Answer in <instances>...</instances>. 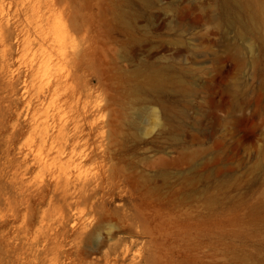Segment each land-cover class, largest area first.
<instances>
[{
    "label": "rangeland",
    "instance_id": "1",
    "mask_svg": "<svg viewBox=\"0 0 264 264\" xmlns=\"http://www.w3.org/2000/svg\"><path fill=\"white\" fill-rule=\"evenodd\" d=\"M247 18L232 0H0V264L49 208L31 147L47 110L29 65L40 30L68 73L46 107L73 93L69 114L110 123L97 206L55 202L41 228L70 252L56 264H106L114 248L120 264H264V26L230 29Z\"/></svg>",
    "mask_w": 264,
    "mask_h": 264
},
{
    "label": "bare ground",
    "instance_id": "2",
    "mask_svg": "<svg viewBox=\"0 0 264 264\" xmlns=\"http://www.w3.org/2000/svg\"><path fill=\"white\" fill-rule=\"evenodd\" d=\"M232 2L236 9L244 12L248 17L246 23L240 22L241 27L235 23V27L230 28L235 31L236 35L244 36L246 33L256 35L259 29H263L264 25L258 22V15L262 16L264 20V0H232ZM207 20H213L211 15L209 18L207 15ZM40 31L42 32L38 34L40 35L39 39L35 40L37 44L33 46L30 44V48H26L31 54L29 63L31 75L35 77L34 80H37L34 85L38 89L39 106L47 109L44 120L37 123L34 128L35 135L31 144L33 161L36 167L42 171L41 183H44L47 179L43 186L40 185L36 188L35 195L40 200L47 201L49 208L57 207L58 203L55 202H60L69 207L78 203L97 206V203H94V197L99 191L103 190V175L106 169L102 162L105 161V152L110 142V136L105 137L104 133L110 129V123L109 121L100 120L99 117L90 120L86 116H81L78 111L69 114L63 108V105H68L70 108L74 106L75 96L73 93L65 94V102L53 105L52 111H50L49 105L51 102L48 101L47 105L49 106L46 107L49 95L56 94L62 87L67 85L68 73L60 72L58 69H55L54 72L53 65L50 66L53 60L48 51L51 45H47V43L55 42V36L57 35L51 33L53 37L44 30ZM33 38L36 39L35 36ZM33 38L30 37L32 41ZM28 41L30 40L28 39ZM59 43H62V41ZM56 51H58L56 52V58H60L65 54L62 44H60L59 50ZM72 53L74 55L75 51H72ZM235 53L238 54V48H235ZM236 56L241 58L240 55ZM43 63H46L45 66H43ZM57 96L54 95V97ZM87 121H91V126L88 130H85L84 123ZM130 124L133 126V123ZM155 124L161 126L158 121ZM92 135L95 137L97 148L101 149L100 153L92 149L89 144ZM99 157L101 160H97ZM89 162H93L95 165L92 168H86ZM48 186L51 187L50 193L46 192ZM49 208L43 210L38 224V231L35 234L29 230L32 221L27 220L25 226L20 228L18 236L13 240L15 244L10 243L14 246L16 252V264H56L70 258V252L56 240L58 237L57 232L49 233L41 229L46 226L54 229L50 223V217H53L54 214ZM81 237L84 239L83 236ZM117 251L114 248L112 251L107 250L104 252L103 257L106 264H120V255ZM96 261L91 260L90 263ZM257 261L261 264L262 260L261 258L258 260L257 256ZM128 264H132V262Z\"/></svg>",
    "mask_w": 264,
    "mask_h": 264
}]
</instances>
